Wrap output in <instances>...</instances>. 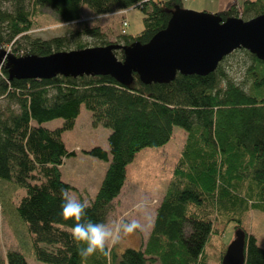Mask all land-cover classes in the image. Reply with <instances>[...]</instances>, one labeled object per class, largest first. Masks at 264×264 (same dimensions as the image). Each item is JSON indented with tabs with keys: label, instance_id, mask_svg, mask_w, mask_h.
<instances>
[{
	"label": "trees",
	"instance_id": "16d2710c",
	"mask_svg": "<svg viewBox=\"0 0 264 264\" xmlns=\"http://www.w3.org/2000/svg\"><path fill=\"white\" fill-rule=\"evenodd\" d=\"M3 1L11 2L13 8L10 12L0 9V51L10 47L15 57L73 50L71 40L75 50L87 48L77 42L81 36L98 39L94 47L110 44L102 39L98 26L81 20L82 6L95 16L139 9L143 14L139 34L126 35L125 20L121 21L115 44L124 46L148 42L165 28L175 6L181 7V0H29L33 7L50 9L61 23L76 24L70 40L63 36L42 40L27 35L33 22L25 0ZM263 13L264 0H244L217 15L246 21ZM240 50L251 59L241 85L223 70L225 58L205 76L177 74L168 83L144 85L134 75L130 86L109 76L10 80L0 61V99L7 101L0 109V181L25 190L14 213L26 226L37 261L208 264L204 248L216 233L214 224L233 223L234 231L245 233L244 264H264V249L242 228L246 213L264 211V62ZM114 54L123 59L121 51ZM10 104L16 110H10ZM81 105L90 112L93 126L110 130L109 152L100 147L85 152L108 163L96 195L87 204L86 219L95 222H105L136 154L165 145L174 127L185 132L146 242L120 253L111 248L110 256L97 254L87 261L79 256L71 237L72 221L60 214L61 188H74L62 181L59 168L65 158L75 156L66 150L61 136L73 129ZM55 119L63 120L61 127L44 126ZM0 264L29 263L20 252L10 250Z\"/></svg>",
	"mask_w": 264,
	"mask_h": 264
},
{
	"label": "rangeland",
	"instance_id": "374dc122",
	"mask_svg": "<svg viewBox=\"0 0 264 264\" xmlns=\"http://www.w3.org/2000/svg\"><path fill=\"white\" fill-rule=\"evenodd\" d=\"M244 0H237L240 6ZM218 0H188L180 1V8L193 12H207L213 15L219 13L215 3ZM27 11L31 13L32 27L27 35L30 38L48 40L63 36L71 38L76 24L61 23L50 9L33 7L29 0L24 1ZM13 8L11 2L0 0V9L10 12ZM113 17L112 14L95 16L86 6L81 8V20L88 25L98 26L103 34L104 41L115 43L119 41L121 21L127 22L126 35L136 36L143 29L142 12L137 8L129 9L123 15ZM70 40V39H69ZM78 43L94 47L99 40L87 36L77 38ZM21 47L24 43L20 41ZM73 40L69 48L74 49ZM8 47V46H7ZM20 49L23 50V47ZM11 52L10 47L6 48ZM251 64V59L241 50H236L225 57L221 66L229 78L234 82H244L245 68ZM247 86V84H246ZM243 88L245 86L243 85ZM7 106V101L0 99V109ZM10 110H16V105L10 104ZM62 119H55L44 124L48 129L61 127ZM109 129L93 126L91 114L83 105L75 120L72 130L62 133V141L68 152L75 156L65 158L60 166L62 181L68 183L74 190L71 195L82 202L89 203L96 195L104 177L108 163L85 154L94 147H100L109 152L107 137ZM185 140V132L180 127H174L171 139L163 146L146 148L139 151L133 161L126 168V178L119 195L111 202L110 212L105 222L115 229L122 221L138 220L142 229L137 233L111 245L116 253L126 248L138 249L148 238L151 231L155 212L169 184L172 170L178 160ZM14 185V184H13ZM0 181V261H4L6 252L13 250L20 252L29 264H46L37 261L32 253V240L25 224L17 219L14 207L25 195V190L15 185ZM234 224L225 226L214 224V233L204 248L208 264H221L225 250L234 238ZM242 228L256 238L257 245L264 249V211L250 210L246 213Z\"/></svg>",
	"mask_w": 264,
	"mask_h": 264
},
{
	"label": "water",
	"instance_id": "95a60500",
	"mask_svg": "<svg viewBox=\"0 0 264 264\" xmlns=\"http://www.w3.org/2000/svg\"><path fill=\"white\" fill-rule=\"evenodd\" d=\"M245 50L264 62V13L250 20L227 18L207 12H193L175 6L165 28L146 43L61 51L48 56L15 57L1 50L0 61L9 79L48 80L56 76H109L130 86L134 75L148 85L168 83L177 74L205 76L236 50ZM115 51H121L118 60ZM245 233L237 229L221 264H244Z\"/></svg>",
	"mask_w": 264,
	"mask_h": 264
},
{
	"label": "clouds",
	"instance_id": "9594fccd",
	"mask_svg": "<svg viewBox=\"0 0 264 264\" xmlns=\"http://www.w3.org/2000/svg\"><path fill=\"white\" fill-rule=\"evenodd\" d=\"M61 217L65 221H72L71 237L83 261L97 254L110 256L111 245L137 233L142 229L138 220L122 221L115 229L104 222L86 219L87 203L61 188Z\"/></svg>",
	"mask_w": 264,
	"mask_h": 264
},
{
	"label": "crops",
	"instance_id": "0c3cea01",
	"mask_svg": "<svg viewBox=\"0 0 264 264\" xmlns=\"http://www.w3.org/2000/svg\"><path fill=\"white\" fill-rule=\"evenodd\" d=\"M215 8L217 7V9L219 10V13L220 12H223L225 11L226 9H228V7H230L231 5H236L238 4L237 0H218L217 3H215ZM125 13L121 14L120 17L123 18V15ZM113 17H116V16H119L118 13H114L112 14ZM124 19V18H123ZM68 184V183H67ZM150 233V232H149ZM147 240V239H146ZM146 240L144 242H146ZM142 241H140V244H141ZM143 242V243H144Z\"/></svg>",
	"mask_w": 264,
	"mask_h": 264
},
{
	"label": "built area",
	"instance_id": "2783aa9c",
	"mask_svg": "<svg viewBox=\"0 0 264 264\" xmlns=\"http://www.w3.org/2000/svg\"><path fill=\"white\" fill-rule=\"evenodd\" d=\"M183 1H188V0H183ZM122 26L125 28V27H127V23H126V21H122ZM123 32V31H122Z\"/></svg>",
	"mask_w": 264,
	"mask_h": 264
}]
</instances>
